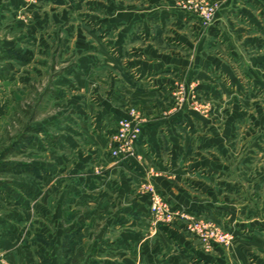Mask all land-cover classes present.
Listing matches in <instances>:
<instances>
[{
  "label": "crops",
  "instance_id": "0c3cea01",
  "mask_svg": "<svg viewBox=\"0 0 264 264\" xmlns=\"http://www.w3.org/2000/svg\"><path fill=\"white\" fill-rule=\"evenodd\" d=\"M207 1L220 10L204 28L174 0H42L28 47H20L22 38L0 43V53L11 55L0 79L19 85L52 60L60 67L50 94L62 107L53 144L61 157L45 163L42 181L57 182L47 176L52 169L69 174L53 185L65 212L82 217L66 234L78 237L92 225L104 235L91 264H264V160L228 154L239 121V106L229 110L228 103L264 99V0ZM180 85L187 92L181 107L174 96ZM196 102L214 110L198 112ZM131 109L144 119L142 160L115 162L108 139ZM148 171L175 210L231 227V244L203 252L181 222L149 234L148 197L140 192ZM1 249L17 261L18 249Z\"/></svg>",
  "mask_w": 264,
  "mask_h": 264
},
{
  "label": "rangeland",
  "instance_id": "374dc122",
  "mask_svg": "<svg viewBox=\"0 0 264 264\" xmlns=\"http://www.w3.org/2000/svg\"><path fill=\"white\" fill-rule=\"evenodd\" d=\"M19 1L18 8L12 9L9 6L10 0H0V43L2 41L10 43L22 38L20 47L27 48V37L33 33L35 20L43 17L40 11L42 0ZM174 1L176 5L187 1L216 3L218 8L214 19L220 10L219 3L207 0ZM29 2L30 4H27ZM195 16L204 27L199 17ZM239 51L245 68L249 67V57L242 52L240 44ZM6 53H10L9 50L4 49L0 53V68L11 64L9 60L11 55L6 58ZM50 68L32 81L24 75L25 80L20 81L19 85L6 76L0 79V249L1 246L9 248L14 246L18 249L17 261L9 258L10 261L8 255L0 251V264L1 261L5 264H91L101 253L98 239L104 238V235L96 231L92 225L78 237L76 234H66V228L81 222L82 217L76 215L75 211L65 212L62 208L64 202L58 199V193L54 191L53 185L59 183L60 175L69 178V174L60 172L58 174L54 169L52 171L47 169L51 171L47 176L55 179L58 177L57 182L52 183L51 189L49 183L45 186L42 181L45 163L53 160L54 164L58 165V159L61 157L60 148L53 144L59 140L58 125L61 122L62 107L59 100H55L50 94L60 67L52 60ZM262 69L264 72V67ZM241 78L247 84V78L242 74ZM183 88L185 89L184 86ZM188 91L190 92L191 88ZM261 98L262 96L253 99L255 101L253 105L250 103L251 100L249 102L239 100V105L228 103L229 110H232L233 106H239V121L232 120V130L229 132L230 159H237L239 162V159L250 158L252 155L255 158L262 155L264 160V99ZM192 105L201 113L205 109L211 113L215 107L214 103L197 102ZM33 127L38 131L30 130ZM26 137L28 142L22 141ZM18 141L21 143L17 144ZM253 144L259 145L257 147L260 150L251 153ZM33 168L38 169L33 171ZM93 171L99 175L102 170L96 166ZM168 204L170 205L169 202ZM176 222L188 225L187 221L180 218L170 223L161 222L156 226L148 222V233L152 234L160 225L172 226ZM219 226L227 232L232 242L231 227ZM185 232L190 234L188 231ZM198 246L203 252L212 253L217 247L228 245H216L212 251H206L199 243Z\"/></svg>",
  "mask_w": 264,
  "mask_h": 264
},
{
  "label": "built area",
  "instance_id": "2783aa9c",
  "mask_svg": "<svg viewBox=\"0 0 264 264\" xmlns=\"http://www.w3.org/2000/svg\"><path fill=\"white\" fill-rule=\"evenodd\" d=\"M27 4H30V2ZM177 7L197 15L202 25L207 28L214 22V15L218 5L203 1L198 3L187 1L186 3L179 2ZM192 91L193 88H191ZM174 96L176 104L179 107L184 104L187 96L182 85L174 93ZM205 112H207V109L203 110V113ZM128 115V118L117 121L116 129L108 139L107 152L109 157L115 162L128 161L129 159L142 160V157L138 153V142L141 137L144 119L134 109H131ZM148 173L156 176V173L153 171H148L147 176ZM140 192L146 194L148 197V222H151L153 226L161 222H174L176 218H180L188 222V225H185L186 231L195 237L206 251H212L216 245L230 244L231 237L218 224L204 220L203 218L190 216L180 210H173L168 204L167 199L158 192L156 186L154 187L150 176L145 177L144 183L140 187ZM1 264L5 263L1 261Z\"/></svg>",
  "mask_w": 264,
  "mask_h": 264
},
{
  "label": "trees",
  "instance_id": "16d2710c",
  "mask_svg": "<svg viewBox=\"0 0 264 264\" xmlns=\"http://www.w3.org/2000/svg\"><path fill=\"white\" fill-rule=\"evenodd\" d=\"M10 53H6L5 55H6V58H8L10 55H9ZM30 130H33V131H38V129H36V128H31ZM22 141H24V142H28V138L26 137V138H23V140ZM21 143V141H18V143L17 144H20ZM38 168H33V171H36Z\"/></svg>",
  "mask_w": 264,
  "mask_h": 264
}]
</instances>
